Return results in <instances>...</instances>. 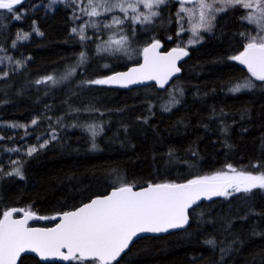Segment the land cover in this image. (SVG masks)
I'll return each instance as SVG.
<instances>
[{"label":"trees","instance_id":"16d2710c","mask_svg":"<svg viewBox=\"0 0 264 264\" xmlns=\"http://www.w3.org/2000/svg\"><path fill=\"white\" fill-rule=\"evenodd\" d=\"M51 3L23 0L14 9L20 19L0 11V60H27L19 71H6L0 64V73H8L0 78V168L7 173L21 167L23 174L21 179L0 173V219L13 208L49 217L72 211L108 194L121 179L140 189L186 183L228 171L227 165L254 175L264 172V82L229 59L247 43L240 33L256 35L254 26L241 19L250 10L236 6L220 13L202 42L186 47L183 40L189 34L177 35L179 4L171 0L152 24L134 25L128 55L112 57L98 53L96 46L114 33L127 34L128 24L100 33L101 38L90 31L86 35L92 39L81 42L71 31L74 5L61 2L48 13ZM157 40L164 51L180 46L189 53L180 78L165 92L155 86L126 91L85 83L139 63L143 48ZM81 52L86 61L60 80L70 66L78 65ZM132 54L135 60L129 58ZM115 58L123 61L104 66ZM49 75L60 82L36 83ZM245 78L255 87L229 90ZM170 94L179 103H171ZM16 123L26 128H2ZM89 126H95V137ZM53 132L57 139H51ZM42 140L49 143L39 149ZM32 146L38 151L28 156ZM190 218L187 230L141 239L116 264H264V190L201 204ZM20 264L41 263L26 256Z\"/></svg>","mask_w":264,"mask_h":264},{"label":"snow or ice","instance_id":"6c2138e0","mask_svg":"<svg viewBox=\"0 0 264 264\" xmlns=\"http://www.w3.org/2000/svg\"><path fill=\"white\" fill-rule=\"evenodd\" d=\"M22 2L23 0H0V9L7 10L15 19H20L14 9ZM56 2L57 0H52L53 4ZM71 2L83 4L85 0H71ZM170 2L171 0H87V6L81 11L88 17L98 18L117 10L124 16H113L111 22L90 20L85 22L79 31L76 27L71 31L79 36L81 42H85L92 39L85 34V28L91 27L97 37L101 38L102 29H112L114 26L121 29V26L127 23V34L120 35L119 38L109 36L96 48L98 53L114 55L122 52L128 55L131 47L130 38L136 31L134 25L152 24L154 18L160 15L161 6ZM177 2L180 5L176 13L179 25L177 35L189 30L185 27V20L191 23L192 38L188 40L189 45L202 42L203 37L200 33L211 32L220 13L236 6L250 10V14L242 16L241 19L256 24L259 32L256 35L240 33L241 36H245L247 43L242 52L229 59L246 66L251 77L264 82V0H177ZM189 4L194 7H186ZM20 38L17 36V39ZM23 38L27 39V35ZM161 47L158 40L144 47L143 63L138 67L85 83L127 88L131 85L155 81L160 88H164L171 77L180 72L177 61L187 56L188 52L184 47L177 46L166 55H162L159 52ZM86 59V54L81 52L78 65L70 66L60 80L73 75L76 67ZM104 66L108 67V65ZM7 75V72L0 73V78ZM48 82L55 85L60 81L53 75L36 81L37 84ZM253 87L255 84L252 79L245 78L243 82L236 83L229 90L236 93ZM171 103H179L174 95H171ZM164 110H170L168 105L164 106ZM36 123L35 119L32 120L33 125ZM19 127L25 126L19 125ZM89 131L95 137V126H89ZM51 139H57L55 132L51 134ZM48 143L49 140L43 141L39 144V149L47 147ZM92 147L96 148V144L93 143ZM9 151H18V149H9ZM37 151L38 147H29L27 155L31 156ZM169 155L171 156L172 153L170 152ZM16 163L20 162L16 161ZM226 167L228 171L197 176L187 183L148 184L139 190H134V184L121 179L110 195L92 199L76 210L62 213L59 222L52 228L29 227L28 221L56 220V216H40L35 212L18 208L5 211L3 219H0V264H17L21 254L26 252L36 253L44 261L58 259L74 261L76 264H84V262L113 264L140 234L163 233L170 229L185 227L189 220L188 209L201 199H211L214 196L227 198L235 193H251L254 189L264 190V172L254 175L251 172L237 171L232 165ZM0 173H3L2 168ZM3 174L16 175L23 179L21 167ZM17 212H23V219L13 218ZM206 243L215 245L214 240H208Z\"/></svg>","mask_w":264,"mask_h":264},{"label":"water","instance_id":"95a60500","mask_svg":"<svg viewBox=\"0 0 264 264\" xmlns=\"http://www.w3.org/2000/svg\"><path fill=\"white\" fill-rule=\"evenodd\" d=\"M191 5V4H189ZM16 7V6H15ZM0 11H6L4 9H0ZM162 45V44H161ZM172 50V49H171ZM171 50L169 51H164V48H163V45L162 47L159 49V52L162 54V55H166L168 52H170ZM187 51V50H186ZM188 52V51H187ZM189 57V53L187 56H184L182 57L181 59H179L177 61V66L180 68V72L175 74L174 76L171 77V79L168 81V83L165 85L164 88H160L159 85L155 82V81H149V82H146L144 84H137V85H131L127 88H124V87H119V86H115V85H112V86H107V87H110L112 89H116V90H133V89H138V88H143V87H148V86H155L157 88L158 91L160 92H165L166 90H168V88L172 85V83L174 81H176L178 78H180L181 76V66L182 64L188 59ZM143 63V58L141 59V61L137 64H134V65H131L130 67H128L127 69L123 70V71H119V72H126L128 71L130 68L132 67H138L140 64ZM240 64V63H239ZM241 65V64H240ZM247 72V68L246 66L244 65H241ZM117 73V72H115ZM249 73V72H248ZM114 74V73H113ZM250 74V73H249ZM112 75V74H111ZM187 183V182H186ZM144 188V187H143ZM142 189V188H140ZM114 189H112L111 191H113ZM134 190H139V189H135ZM111 191L106 194V195H110L111 194ZM104 195V196H106ZM104 196H101L100 198L104 197ZM222 196H214L212 197L211 199H201L200 201H198L196 204H194L191 208L188 209V214H189V220H188V224L183 227V228H178V229H170L168 232H163V233H142L140 234L139 236H137L136 238L133 239L132 243L129 245L128 249H126L123 253H121V256L117 258L116 261L113 262V264H116L118 263L121 258L129 252V250L131 249V247L139 240L141 239H145V238H159V237H164V236H167V235H170V234H173V233H177V232H182V231H185L189 228L190 224H191V218H190V212L191 210H193L194 208H196L197 206L201 205V204H212L214 203L215 201H217L219 198H221ZM98 198V197H97ZM95 199V198H94ZM76 210V209H75ZM73 211V210H72ZM62 215L61 214H58L56 215L57 219L56 220H52V219H48V220H29L28 221V226L29 227H36V228H52V227H55L57 225V223L59 222V217ZM14 219H23V214H20V215H16V213L14 214ZM3 219V218H2ZM39 222H44V223H51L52 226H49V227H41V226H35V225H32L33 223H39ZM26 256H32L36 259L39 260V262L41 264H71L73 261H60L58 259L56 260H49V261H44L40 258V256L36 253H30V252H26V253H22L21 254V257H20V260L17 262V264H20V261L22 259V257H26Z\"/></svg>","mask_w":264,"mask_h":264},{"label":"rangeland","instance_id":"374dc122","mask_svg":"<svg viewBox=\"0 0 264 264\" xmlns=\"http://www.w3.org/2000/svg\"><path fill=\"white\" fill-rule=\"evenodd\" d=\"M66 1H69L70 3H72L71 2V0H57V2L56 3H51V5H48L46 8H45V10H46V12H48V13H53L54 11H55V9H56V7L62 2V3H64V2H66ZM73 5H74V8H75V14H76V17H80L79 19H77V18H75V22H74V27H76L77 29H78V31L80 30V28L83 26V24L85 23V22H87V21H90V20H93V21H95V20H99V21H108V22H111V19H112V17L113 16H121V17H123L124 16V14L123 13H120L118 10L117 11H115V12H112V13H105V14H103L102 16H100V17H88L84 12H82L81 11V9H83L84 7H86L87 6V0H85V2L83 3V4H77V3H72ZM179 7H180V5H179ZM179 7H178V9H179ZM186 7H189V8H192V7H194V5H186ZM144 11L145 12H147V10L146 9H144ZM254 14V13H253ZM129 15H132V13H129ZM125 24H127V23H125ZM124 24V25H125ZM184 24H185V27L187 28V29H189V30H187V31H184L185 33H187V34H189V39L190 38H192V33H191V31H190V29H191V23H188L187 22V20H185L184 21ZM124 25H122V26H124ZM137 25V24H136ZM253 26H254V28H255V30H256V34L259 32V28H258V26L256 25V24H252ZM121 26V27H122ZM114 28H116L115 26L113 27V29ZM90 31H95L94 29H92L91 27H88V28H85L84 29V32H85V34H87L88 32H90ZM108 31H110V29H102L101 30V33H105V32H108ZM204 33H207V32H201L200 33V35L202 36ZM76 34V33H75ZM77 35V34H76ZM122 35V34H121ZM112 36H115L116 38H119V36H120V34H118V33H114V34H112ZM203 37V36H202ZM189 39H184L183 41L185 42V44H186V47H194V46H197L198 44H200V43H196V44H194V45H189L188 44V40ZM142 55H141V58L143 57V51H142V53H141ZM108 55H113V54H108ZM120 55H125L124 53H116L114 56H112V57H117V56H120ZM140 55V54H139ZM129 58L131 59V60H135L136 59V56H133V54L132 55H130L129 56ZM126 59H128V58H126ZM20 62L19 64L17 63V62ZM26 61L27 60H23V59H13V58H8V57H4L2 60H0V64L1 65H3L4 66V68L6 69V71H19V70H21L23 67H24V65H25V63H26ZM123 60L122 59H119V58H115L114 59V61L108 66V68H112V67H114V66H116L117 64H119L120 62H122ZM19 125H24V124H19V123H16V124H3L2 125V128H4V129H8V130H11V131H14V130H19V129H24V128H26V125H24L25 127H19ZM43 141H45V140H42L41 141V143L43 142Z\"/></svg>","mask_w":264,"mask_h":264}]
</instances>
